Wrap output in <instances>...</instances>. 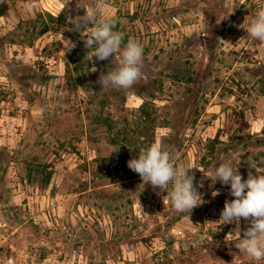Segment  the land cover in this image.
Masks as SVG:
<instances>
[{
    "label": "rangeland",
    "instance_id": "rangeland-1",
    "mask_svg": "<svg viewBox=\"0 0 264 264\" xmlns=\"http://www.w3.org/2000/svg\"><path fill=\"white\" fill-rule=\"evenodd\" d=\"M100 4L0 0V264H264L219 224L234 197L214 176L264 174V44L242 28L264 0ZM90 7L143 45L128 89L96 83L120 54L97 60L74 30ZM154 142L198 168L191 212L128 167Z\"/></svg>",
    "mask_w": 264,
    "mask_h": 264
},
{
    "label": "clouds",
    "instance_id": "clouds-1",
    "mask_svg": "<svg viewBox=\"0 0 264 264\" xmlns=\"http://www.w3.org/2000/svg\"><path fill=\"white\" fill-rule=\"evenodd\" d=\"M28 8H32L30 3ZM104 10L101 0L99 11ZM117 19L111 15L98 18V9L87 8L85 14L74 25V30L88 33L84 39L86 48L93 50V56L103 61L119 53L118 67L101 73L96 83L102 89L124 88L128 89L142 78L143 45L135 40L128 39L124 43V33L116 30ZM247 38L264 44V8H261L254 18L242 27ZM71 44L70 41H67ZM72 45V44H71ZM123 46V47H122ZM92 71H96L93 68ZM46 106H40L38 113L43 115ZM128 167L139 174L144 183H150L154 188L172 189L167 195L174 209L178 212L190 211L203 201L201 194L194 187V174L189 175L190 169L177 165L176 157L166 150L161 143L154 142L141 148L138 158L128 161ZM197 168V167H195ZM198 169V168H197ZM215 181L218 179L222 185H230L232 200H226L220 214L219 224H233L235 227L228 235L235 242L236 248L246 256L256 261L264 260V174L253 175L250 171L247 179H243L238 168H234L231 160H225L215 168ZM200 187H203L200 184ZM219 191L213 193L218 195ZM250 226L243 231L241 238V220Z\"/></svg>",
    "mask_w": 264,
    "mask_h": 264
},
{
    "label": "trees",
    "instance_id": "trees-1",
    "mask_svg": "<svg viewBox=\"0 0 264 264\" xmlns=\"http://www.w3.org/2000/svg\"><path fill=\"white\" fill-rule=\"evenodd\" d=\"M74 60V59H73ZM75 61V60H74Z\"/></svg>",
    "mask_w": 264,
    "mask_h": 264
}]
</instances>
